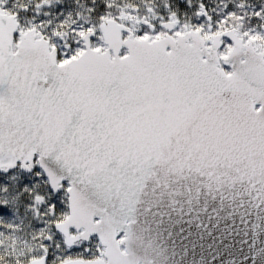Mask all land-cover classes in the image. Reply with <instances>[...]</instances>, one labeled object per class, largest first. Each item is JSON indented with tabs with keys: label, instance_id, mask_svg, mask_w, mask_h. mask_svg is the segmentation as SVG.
<instances>
[{
	"label": "snow or ice",
	"instance_id": "obj_1",
	"mask_svg": "<svg viewBox=\"0 0 264 264\" xmlns=\"http://www.w3.org/2000/svg\"><path fill=\"white\" fill-rule=\"evenodd\" d=\"M0 264H264V0H0Z\"/></svg>",
	"mask_w": 264,
	"mask_h": 264
}]
</instances>
